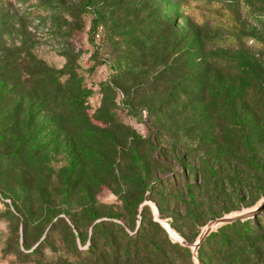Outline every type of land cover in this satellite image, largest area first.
Here are the masks:
<instances>
[{
  "label": "rangeland",
  "instance_id": "374dc122",
  "mask_svg": "<svg viewBox=\"0 0 264 264\" xmlns=\"http://www.w3.org/2000/svg\"><path fill=\"white\" fill-rule=\"evenodd\" d=\"M179 1L188 10L180 20L178 0H0V121L14 111L15 137L34 135L39 149L25 171L0 173V264H113L125 252L115 240L124 247L130 239L117 225L94 224L111 220L135 233L143 209L171 241L189 248L169 253L173 264H222L200 249L224 224L219 220H264L257 217L264 209V152L212 143L225 132L222 114L211 109L209 94L198 93L203 85L191 74L204 59L189 51L193 31L207 50L210 39L239 32L248 54L264 62V0ZM45 2L71 11L44 9ZM232 48L217 52L238 54L239 46ZM166 66L174 71L165 73ZM50 69L63 78L76 74L66 98L86 96L55 132L53 106L32 79L50 78ZM17 81L24 87H14ZM25 181L41 197L34 206L23 205ZM255 231L264 236V223ZM146 258L142 264H155Z\"/></svg>",
  "mask_w": 264,
  "mask_h": 264
},
{
  "label": "trees",
  "instance_id": "16d2710c",
  "mask_svg": "<svg viewBox=\"0 0 264 264\" xmlns=\"http://www.w3.org/2000/svg\"><path fill=\"white\" fill-rule=\"evenodd\" d=\"M90 1L88 0L87 5ZM42 6L44 9L54 12L59 11L63 14L71 11L63 4L55 7L51 3L45 2ZM84 7L89 9L87 6ZM174 7L177 11H180L174 17L178 20L184 17L185 11H188L182 8L179 0L177 5L174 4ZM94 16L92 28H97L100 15L94 14ZM53 35L65 41L71 39L69 32H55ZM193 40L195 47L189 48L190 54H201L204 60L197 62L196 69L191 74L192 78L203 85L202 90H198V93L202 91L205 95L209 94V98H212L211 109L214 113L221 112L222 115L218 117L222 118L220 120H222L221 122L225 128V132L222 129L220 136H215L212 143L214 145L225 144L228 147H235L243 151L256 146L264 152V62L254 55L250 56L248 54L246 35L239 32L223 39H210L212 45L208 50L206 49L207 44H204L199 34L194 31ZM236 45L239 46V48H236L238 54L234 56L217 52L223 46L233 49L232 46ZM203 52L205 53L203 54ZM202 57L199 58L202 59ZM184 64V62L183 64L179 63L181 68L178 67V71L184 67ZM220 69L226 70L225 76H220L222 74ZM167 71L173 72L174 69L172 71V68L166 66L165 73ZM50 72V78L32 79L37 82L36 85L40 86L53 106L51 110L54 116L50 125L55 132L63 127L62 115L68 113L72 117L77 114L80 108L83 107L86 96L65 97L67 96L66 93H69L71 83L76 79L72 78V75H76L75 73L68 74L70 75L69 78H63L64 72L61 70L50 69ZM17 86L24 87L21 81L15 83L14 87ZM76 86L73 91H80V84L78 83ZM4 115L0 121V173L1 171L6 174L17 173L19 170L25 171L30 159L36 158L39 154L37 138L34 135H24L16 138L17 115L14 114V111L7 112ZM70 126L72 128L76 126V119L71 120ZM40 132V128L35 130V133L39 134ZM228 151L230 152V150ZM133 153L134 165L138 163L141 166L142 161L139 155L134 151ZM250 162L254 167H258L254 157L250 158ZM187 166L192 169L190 163ZM72 175L66 178V184L71 183ZM3 179L5 178L3 177ZM31 186L26 181L22 186L24 188L23 195H25L23 205L29 202L34 206L36 200L39 202L41 199V197L33 196L36 194L31 192ZM66 193L63 192L64 197L68 196ZM41 204L44 203L41 202ZM14 207L21 211L18 202H14ZM26 213H29L28 210ZM142 213L143 221L139 226V230L135 233L127 232L124 227L111 220L97 221L94 224L97 229H104L109 224L117 225L118 232L126 239H130L126 240L127 245L124 247H121V240H115L116 247L119 250L124 249L125 252L123 255L118 252L113 260H110L113 264H142V260H146V257L155 264H173L168 256L169 253L190 252L188 247L171 241L167 232L158 222L146 215L145 209ZM260 215H264V209L257 214V217ZM50 216L54 221L56 217L54 212H51ZM93 218H97V216L94 215ZM260 222L264 223V220L239 218L224 223L217 231L207 235L201 243L200 249L205 248L209 255L214 256L217 254L222 264H264V245L262 244L264 236L255 231ZM152 226L156 228L155 233L152 232ZM204 259L206 258L201 256V260L204 261ZM208 264H213V262L208 261Z\"/></svg>",
  "mask_w": 264,
  "mask_h": 264
},
{
  "label": "water",
  "instance_id": "95a60500",
  "mask_svg": "<svg viewBox=\"0 0 264 264\" xmlns=\"http://www.w3.org/2000/svg\"><path fill=\"white\" fill-rule=\"evenodd\" d=\"M264 207V206H263ZM256 213H258V211L256 212ZM236 219H239V217L238 218H231V219H220L219 220V222H221V223H227V222H231V221H233V220H236ZM214 223H212V224H210L209 226H208V228H207V230H206V232H205V234L196 242V247L197 246H199L200 245V243L203 241V239L205 238V236L207 235V233H208V231L211 229V227H212V225H213Z\"/></svg>",
  "mask_w": 264,
  "mask_h": 264
}]
</instances>
